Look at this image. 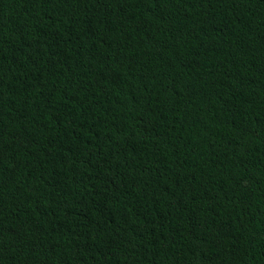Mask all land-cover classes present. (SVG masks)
Instances as JSON below:
<instances>
[{
  "label": "trees",
  "instance_id": "16d2710c",
  "mask_svg": "<svg viewBox=\"0 0 264 264\" xmlns=\"http://www.w3.org/2000/svg\"><path fill=\"white\" fill-rule=\"evenodd\" d=\"M0 264H264V0H0Z\"/></svg>",
  "mask_w": 264,
  "mask_h": 264
}]
</instances>
